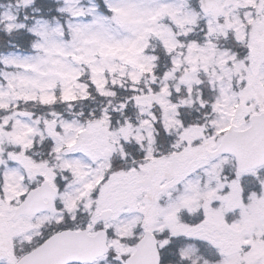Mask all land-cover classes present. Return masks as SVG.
<instances>
[{"label":"snow or ice","instance_id":"1","mask_svg":"<svg viewBox=\"0 0 264 264\" xmlns=\"http://www.w3.org/2000/svg\"><path fill=\"white\" fill-rule=\"evenodd\" d=\"M0 264H264V0H0Z\"/></svg>","mask_w":264,"mask_h":264}]
</instances>
